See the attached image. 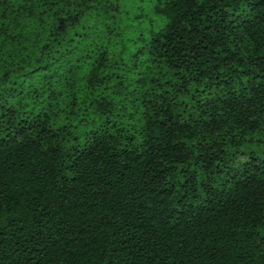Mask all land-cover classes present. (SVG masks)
<instances>
[{"label":"trees","instance_id":"16d2710c","mask_svg":"<svg viewBox=\"0 0 264 264\" xmlns=\"http://www.w3.org/2000/svg\"><path fill=\"white\" fill-rule=\"evenodd\" d=\"M139 1L0 0V264H264V0Z\"/></svg>","mask_w":264,"mask_h":264},{"label":"rangeland","instance_id":"374dc122","mask_svg":"<svg viewBox=\"0 0 264 264\" xmlns=\"http://www.w3.org/2000/svg\"><path fill=\"white\" fill-rule=\"evenodd\" d=\"M139 3L141 4L142 2L139 1V0H135V4H136V5H138ZM135 7H136V6H134V8H135Z\"/></svg>","mask_w":264,"mask_h":264}]
</instances>
